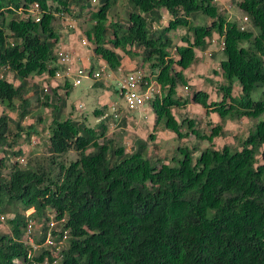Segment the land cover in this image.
<instances>
[{
  "label": "trees",
  "instance_id": "trees-1",
  "mask_svg": "<svg viewBox=\"0 0 264 264\" xmlns=\"http://www.w3.org/2000/svg\"><path fill=\"white\" fill-rule=\"evenodd\" d=\"M34 2L41 9L38 22L29 12ZM237 4L252 30L226 19L212 0H0V68L19 80L15 85L0 77V218L8 226L0 230V264H264V119L239 146L215 148L213 139L225 135L223 122L204 133L194 119L172 113L191 101L222 119L264 113V0ZM163 9L169 19L161 26ZM64 11L87 21L88 43L111 70L121 65L117 50L130 57L138 52L161 91L147 102L155 113L153 129L161 126L178 138L192 134L193 146L178 145L169 163L154 160L147 154L151 132L135 138L127 155L107 135L110 118L90 127L63 117L65 98L42 89L37 101L52 109L49 161H9V154H21L12 149L22 134L37 132L34 125L21 126L30 112L28 77L57 69L56 19ZM199 15L211 21L194 24ZM179 26L191 33L184 45H174L169 35ZM213 32L224 41L222 81L209 79L219 99L208 101L201 90L190 99L177 95L178 86L189 87L183 71L197 61L194 49L206 48ZM5 109L18 111L17 118ZM199 140L208 145L199 147ZM70 150L77 157L65 164L59 157ZM50 212L56 221L51 228ZM36 220L40 231L32 233L31 244L24 234ZM48 237L53 244L44 245Z\"/></svg>",
  "mask_w": 264,
  "mask_h": 264
},
{
  "label": "rangeland",
  "instance_id": "rangeland-1",
  "mask_svg": "<svg viewBox=\"0 0 264 264\" xmlns=\"http://www.w3.org/2000/svg\"><path fill=\"white\" fill-rule=\"evenodd\" d=\"M238 0H212V2L218 7L219 12L223 14L228 20H237L240 27L252 30L249 20L243 21L245 13L239 8L237 4ZM100 3L95 2L94 5L99 6ZM31 17L34 19V10H31ZM121 10H123L121 8ZM34 11V12H33ZM163 17L161 26L167 25L169 16L165 9L162 10ZM64 17H57L56 23L59 26L58 30L62 35L59 40V45L66 48L71 55L72 60L65 66H68V70L63 69L59 62H55L58 67L52 75L48 73L34 74L28 77L29 92L27 97L30 100L29 113L21 120V126L26 128L29 125H34L37 132L28 136L26 133L22 134V137L17 141L13 147V151L20 150V155L9 154V161L11 163L18 161L21 165L26 163H45L49 161L50 154L47 152V138H48V126L52 119V109L50 106L43 105L40 101H37V97L42 96L41 90L52 95H62L66 100V106L63 109V117H70L74 120L83 121L86 125L93 127L99 123V121L108 113L109 104L112 101V97L116 94L115 89H118L117 79L122 73L140 69L146 76V78L156 88L160 86L155 80V74L151 72L147 62H142L141 57L135 53L132 57L124 54L121 50H117L122 55L120 70H111L107 65L105 71L110 72V77L106 76L107 72L99 79H86L82 80L79 85H74L75 73L74 69L77 67H85L89 69L92 65L93 71H99L101 65L105 62L97 55L94 54L92 45L88 43V40L84 34V28L87 26V21H80L75 15L69 11L63 12ZM28 17V16H27ZM248 18V17H247ZM35 21V20H34ZM210 18H204L202 15L193 20L194 24H203L204 22H210ZM156 26V25H155ZM61 30L63 33H61ZM169 35L172 38L174 45H184L183 37L188 35L190 39L191 33L186 26H179L176 29L169 31ZM87 40V45H83L81 41ZM223 38L217 33L207 38L208 46L204 49L195 48V54L197 61L184 69V74L187 78L188 88L185 89L183 85L177 87V95L182 97L192 96L194 90L205 91L208 95V101H214L219 99V94L209 79L213 81L221 82L220 75V61L225 58L220 48V42ZM207 50V51H206ZM174 50H171V55L176 57ZM208 53V54H207ZM212 53V55H209ZM59 63V64H58ZM179 69L178 66L175 67ZM5 75V78L17 85L19 80L15 78L14 73L9 69L0 68V74ZM93 85L90 87V85ZM96 83V85H94ZM102 83V85L100 84ZM68 89V90H67ZM240 91L238 83H234L233 94L237 95ZM253 99H258V90L252 93ZM50 99H48L49 101ZM3 108L0 107V113ZM13 119L17 118L18 111L16 110H4ZM100 112V113H99ZM172 113L178 120L182 116L192 118L197 123V128L208 133L212 125L223 122L224 123V136H217L213 139L215 148H221L224 144H232L239 146V141L245 137L254 122L264 119V113L257 118L243 117L239 120L222 119L217 112L206 113L205 109L198 103H187L182 108H172ZM120 116L122 120L118 124L115 121L109 119L107 122L108 131L107 135L112 136L119 144L125 146L126 154H131V146L133 141L137 137L147 138L148 134L153 132L155 134V140L150 141L147 149V154L154 160H160L165 163L171 162V158L175 153V148L178 145L193 146L197 142V138L189 134L187 137L178 138L176 133L168 130L161 129V126H157L153 129L155 123V113H153L151 107L145 104L138 110L128 111L125 108L120 110ZM211 122V123H210ZM213 123V124H212ZM212 124V125H211ZM13 131H17L14 123H11ZM208 145V141L199 140V147L204 148ZM198 154V152H196ZM2 152L0 151V156ZM77 157L76 152L70 150L65 155L59 157V160H63L65 164H68L71 160H75ZM4 173L8 170L4 169ZM33 208L26 211V214H31ZM10 216V215H8ZM2 218V217H1ZM0 218V230L8 231V226L5 223V219ZM41 224L36 220L33 221L32 231L34 234H38ZM26 241L29 239L25 236ZM33 244V238L30 239ZM30 242V241H29ZM48 241L44 245H47Z\"/></svg>",
  "mask_w": 264,
  "mask_h": 264
},
{
  "label": "built area",
  "instance_id": "built-area-1",
  "mask_svg": "<svg viewBox=\"0 0 264 264\" xmlns=\"http://www.w3.org/2000/svg\"><path fill=\"white\" fill-rule=\"evenodd\" d=\"M95 1V0H93ZM32 9L34 10V20L38 22L41 18V9L38 2H34L31 5ZM33 11V12H34ZM247 16L243 17V21H247ZM244 27L241 26V30H243ZM87 40L83 39L81 43L83 45H87ZM221 49L224 47V41L221 40L220 42ZM55 53L58 57V61L62 64H68L72 60L71 53L63 48L62 46H58L57 49H55ZM106 64L103 66L101 65V68L99 71H93L90 69H87L85 67H77L74 69L75 73V79H74V85H79L82 82V79L84 78H91V79H99L101 78L107 71H105ZM68 70V66H65V70ZM121 71V70H120ZM110 72H107L106 76L110 77ZM2 73L0 74V77H2ZM117 85H118V92L121 98L123 99V104L126 110L133 111L138 110L141 107H143L149 100L154 98L156 94L159 93V89L156 88L150 81L146 78L145 74L140 69H135L132 71H127L125 73H122L121 76L117 79ZM187 89V87H184ZM112 112H113V119L117 121L120 117L119 108L120 105L118 102L112 103ZM50 221H49V227H53L56 224L55 221V213L50 212L49 213ZM63 220V219H61ZM32 226L33 223L30 222L26 228L25 236L29 239V243H32L30 240L32 237ZM48 244H53V241L50 237L47 238Z\"/></svg>",
  "mask_w": 264,
  "mask_h": 264
},
{
  "label": "crops",
  "instance_id": "crops-1",
  "mask_svg": "<svg viewBox=\"0 0 264 264\" xmlns=\"http://www.w3.org/2000/svg\"><path fill=\"white\" fill-rule=\"evenodd\" d=\"M165 15L166 14H163V17H165ZM168 15V14H167ZM61 33H63L62 32V30H61ZM62 36V35H61ZM61 38V37H60ZM66 49V48H65ZM207 51V50H206ZM208 54V53H207ZM209 55H212L211 53H209ZM118 70H121L122 69V66L120 65L118 68H117ZM116 69V70H117ZM86 79H91V78H86ZM83 80V79H82ZM82 83V82H81ZM80 83V84H81ZM93 85V83L90 85V87ZM115 91H116V94L112 97V101L110 102V104H109V110H108V113L106 114V115H104V117H108V118H110V120H111V122H112V120H114L113 119V112H112V103H114V102H118L119 103V105H120V108H119V113H120V110L121 109H123V108H125L124 107V104H123V99L121 98V96L119 95V92H118V89L116 88L115 89ZM120 120H122V123H124L125 121L121 118V116L119 117V119L117 120V121H115V124H118L119 122H120Z\"/></svg>",
  "mask_w": 264,
  "mask_h": 264
}]
</instances>
